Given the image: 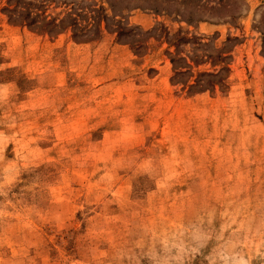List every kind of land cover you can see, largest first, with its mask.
Listing matches in <instances>:
<instances>
[{
    "label": "rangeland",
    "instance_id": "rangeland-1",
    "mask_svg": "<svg viewBox=\"0 0 264 264\" xmlns=\"http://www.w3.org/2000/svg\"><path fill=\"white\" fill-rule=\"evenodd\" d=\"M112 1L0 5V264H264V0Z\"/></svg>",
    "mask_w": 264,
    "mask_h": 264
},
{
    "label": "trees",
    "instance_id": "trees-1",
    "mask_svg": "<svg viewBox=\"0 0 264 264\" xmlns=\"http://www.w3.org/2000/svg\"><path fill=\"white\" fill-rule=\"evenodd\" d=\"M110 3V6L115 5L112 0H107ZM170 3L174 2L176 0H169ZM230 0H228L229 2ZM53 2V0H0V5L4 4L3 11L9 16L12 22L18 21L20 24H24L27 26H30L32 28L40 29L44 32H58L59 30L66 29L65 27V20L64 19H57L53 17H48L46 15L47 9L49 8V5ZM158 2V1H157ZM182 3H191L194 2L197 9L195 12H197L198 15H205L206 11H214V9L221 8V7H228L230 4H228L227 0H217V2L214 1V4L212 5L206 2V0H181ZM130 3L128 6L125 7L126 10L132 11L136 9H153L158 11L159 7L158 3L157 5H142L140 4H134L131 5ZM149 6V7H148ZM165 10H168L167 8ZM181 12V11H177ZM71 15H78V14H71ZM192 15V13H191ZM13 17V19H12ZM70 19V26L76 25L78 22L75 17L69 16ZM188 23H191L193 21L192 18H189L186 20ZM197 21H206L205 19L201 18ZM16 23V22H14ZM99 24V23H98ZM76 34V33H75ZM76 36V35H75ZM76 38V37H75ZM84 41V40H83Z\"/></svg>",
    "mask_w": 264,
    "mask_h": 264
}]
</instances>
